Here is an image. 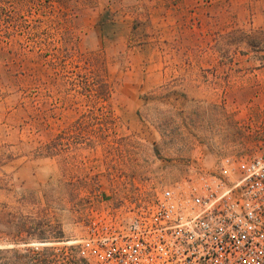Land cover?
Masks as SVG:
<instances>
[{
    "label": "rangeland",
    "instance_id": "obj_1",
    "mask_svg": "<svg viewBox=\"0 0 264 264\" xmlns=\"http://www.w3.org/2000/svg\"><path fill=\"white\" fill-rule=\"evenodd\" d=\"M263 151L264 0H0V202L64 232L55 264L111 171Z\"/></svg>",
    "mask_w": 264,
    "mask_h": 264
},
{
    "label": "built area",
    "instance_id": "obj_2",
    "mask_svg": "<svg viewBox=\"0 0 264 264\" xmlns=\"http://www.w3.org/2000/svg\"><path fill=\"white\" fill-rule=\"evenodd\" d=\"M83 224L88 264H264V151L170 183L111 171Z\"/></svg>",
    "mask_w": 264,
    "mask_h": 264
},
{
    "label": "trees",
    "instance_id": "obj_3",
    "mask_svg": "<svg viewBox=\"0 0 264 264\" xmlns=\"http://www.w3.org/2000/svg\"><path fill=\"white\" fill-rule=\"evenodd\" d=\"M0 190H4L0 186ZM7 204L0 202V264H22L21 260L27 261L23 264H55L51 260L55 249L44 248L39 250L34 244H53L66 242L64 232L57 227H53L47 220L38 221L31 211L27 216L14 212H6ZM24 216V217H23ZM75 253L72 257V264L83 263L78 259L77 249H70ZM43 257L35 260V257Z\"/></svg>",
    "mask_w": 264,
    "mask_h": 264
}]
</instances>
